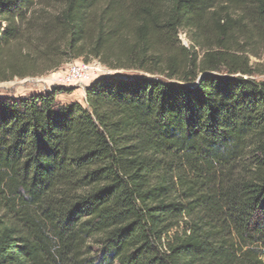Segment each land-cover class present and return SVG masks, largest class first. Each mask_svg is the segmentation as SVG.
Here are the masks:
<instances>
[{"label": "trees", "instance_id": "16d2710c", "mask_svg": "<svg viewBox=\"0 0 264 264\" xmlns=\"http://www.w3.org/2000/svg\"><path fill=\"white\" fill-rule=\"evenodd\" d=\"M262 54L264 0H0V83L141 72L0 94V264H264Z\"/></svg>", "mask_w": 264, "mask_h": 264}, {"label": "rangeland", "instance_id": "374dc122", "mask_svg": "<svg viewBox=\"0 0 264 264\" xmlns=\"http://www.w3.org/2000/svg\"><path fill=\"white\" fill-rule=\"evenodd\" d=\"M178 39L180 43L184 46H188L190 44L189 38L185 31H180L178 34ZM197 52H200L197 49ZM251 63L259 70L264 71V54L260 55L259 57H255L250 55ZM83 63L86 65H90L93 67H97L98 71L96 72V77L93 79L96 80L97 78L109 75H128V76H139L141 72L133 69H110L103 64H101L97 59H90L89 61L85 62L82 58H77L74 60H70L67 63L63 64L59 69L48 72L42 76L37 77H28V78H15L11 81L2 82L0 83V94L3 95H11L16 97H25L35 93H43L46 89H51L53 87H62V88H70V92H61L58 91L56 94V99L61 103H69L73 101L83 102L84 95H85V87L89 86L93 81L88 83L84 88L82 85H71V86H63L59 85L57 80H54V74L59 73L67 64L69 63ZM56 77V75L54 76ZM256 80H264V74H257L253 76ZM50 79H53L50 81ZM51 87V88H50Z\"/></svg>", "mask_w": 264, "mask_h": 264}, {"label": "built area", "instance_id": "2783aa9c", "mask_svg": "<svg viewBox=\"0 0 264 264\" xmlns=\"http://www.w3.org/2000/svg\"><path fill=\"white\" fill-rule=\"evenodd\" d=\"M97 67L83 63H69L59 73L54 74L59 85L71 86L82 85L84 88L96 77ZM50 90V89H46Z\"/></svg>", "mask_w": 264, "mask_h": 264}, {"label": "bare ground", "instance_id": "6f19581e", "mask_svg": "<svg viewBox=\"0 0 264 264\" xmlns=\"http://www.w3.org/2000/svg\"><path fill=\"white\" fill-rule=\"evenodd\" d=\"M54 76H55V75H54ZM54 76H53V78L55 79L56 77H54Z\"/></svg>", "mask_w": 264, "mask_h": 264}, {"label": "water", "instance_id": "95a60500", "mask_svg": "<svg viewBox=\"0 0 264 264\" xmlns=\"http://www.w3.org/2000/svg\"><path fill=\"white\" fill-rule=\"evenodd\" d=\"M86 87H88V86H86ZM86 87H85V88H86ZM53 88H54V87H53ZM85 88H84V89H85ZM51 89H52V88H51Z\"/></svg>", "mask_w": 264, "mask_h": 264}, {"label": "crops", "instance_id": "0c3cea01", "mask_svg": "<svg viewBox=\"0 0 264 264\" xmlns=\"http://www.w3.org/2000/svg\"><path fill=\"white\" fill-rule=\"evenodd\" d=\"M53 80V79H50V81ZM51 88V87H50Z\"/></svg>", "mask_w": 264, "mask_h": 264}]
</instances>
